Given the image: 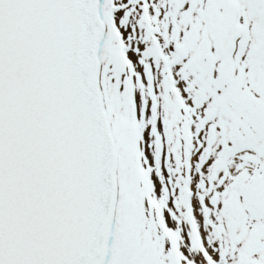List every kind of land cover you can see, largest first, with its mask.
<instances>
[{
	"label": "snow or ice",
	"instance_id": "obj_1",
	"mask_svg": "<svg viewBox=\"0 0 264 264\" xmlns=\"http://www.w3.org/2000/svg\"><path fill=\"white\" fill-rule=\"evenodd\" d=\"M0 264H264V0H0Z\"/></svg>",
	"mask_w": 264,
	"mask_h": 264
}]
</instances>
